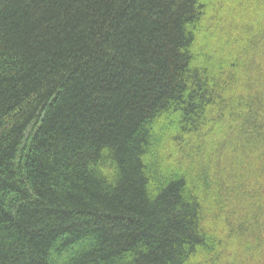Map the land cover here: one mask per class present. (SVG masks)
<instances>
[{
  "label": "trees",
  "instance_id": "16d2710c",
  "mask_svg": "<svg viewBox=\"0 0 264 264\" xmlns=\"http://www.w3.org/2000/svg\"><path fill=\"white\" fill-rule=\"evenodd\" d=\"M0 264H264V0H0Z\"/></svg>",
  "mask_w": 264,
  "mask_h": 264
}]
</instances>
